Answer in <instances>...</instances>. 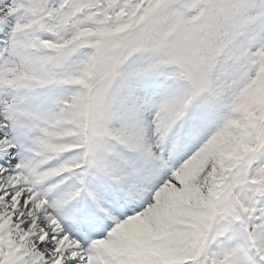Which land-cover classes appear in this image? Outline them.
I'll list each match as a JSON object with an SVG mask.
<instances>
[{
	"label": "snow or ice",
	"instance_id": "1",
	"mask_svg": "<svg viewBox=\"0 0 264 264\" xmlns=\"http://www.w3.org/2000/svg\"><path fill=\"white\" fill-rule=\"evenodd\" d=\"M0 264H264V0H0Z\"/></svg>",
	"mask_w": 264,
	"mask_h": 264
}]
</instances>
